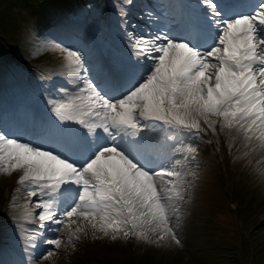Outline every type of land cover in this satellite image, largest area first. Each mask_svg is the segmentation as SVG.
I'll return each instance as SVG.
<instances>
[{
    "label": "snow or ice",
    "instance_id": "6c2138e0",
    "mask_svg": "<svg viewBox=\"0 0 264 264\" xmlns=\"http://www.w3.org/2000/svg\"><path fill=\"white\" fill-rule=\"evenodd\" d=\"M115 7L112 41H60L67 82L32 84L0 106V173L18 175L10 203L27 193L28 225L23 256L6 252L0 264H46L89 229L182 246L176 201L200 144L223 135L231 149L240 135L245 149H264V0H153L143 25Z\"/></svg>",
    "mask_w": 264,
    "mask_h": 264
},
{
    "label": "rangeland",
    "instance_id": "374dc122",
    "mask_svg": "<svg viewBox=\"0 0 264 264\" xmlns=\"http://www.w3.org/2000/svg\"><path fill=\"white\" fill-rule=\"evenodd\" d=\"M208 137H211V134H209ZM211 139L215 140L214 137H211ZM244 141L243 137L240 135H236L235 140L232 142L231 149L229 148V144L227 146H222L221 144L219 146H216L215 144H212L214 146L213 148H210L211 145L209 144H200V150L199 154L205 156L206 153L211 152V150L214 152V155L217 154L218 157H216L217 164H210V167H207V171L202 178V182L198 183V179L195 176H188L184 175L183 179L185 181L184 192L183 194L187 195L188 198L185 200H181L186 203V205L183 203V207L179 211L180 216V228L179 232L183 241L182 246H175L172 247H161L159 245H148L143 242H140L142 246L144 247V250H138V240L135 243L136 249L130 248L129 245L123 243L124 245H127L129 248L126 250V252H136V256L134 258L129 256V262L124 263V261L119 260L118 264H133L134 262L139 261L140 264H205V258L203 255V247L207 243V238L212 237L213 234L216 237H219L220 240H222L223 244L220 246H216V248L221 249L223 252V256H220L219 259L221 261L228 260L227 252L222 247L225 248H231L234 251L238 250L240 246L234 242L228 244L225 241L224 236L219 235L218 233H212L210 229L215 227L214 225L208 224V214H214L215 218L218 216L219 220L223 219V216L221 214L216 215V211L220 210L219 206L220 204L228 203V205L231 203L233 207L237 208V202L231 201L222 196V192H224V189L222 185L220 184L225 183L228 187L229 194L232 191V186L235 183V179L238 177H241V170H251L254 173H257V179L254 181L250 180L244 181V179L239 178L240 180H243L242 183L237 184V192L240 194L239 201L243 203H252L253 205L251 208H253V214L248 218L246 216V224L243 227L242 235H246L250 232V230L253 228V231L251 233H254L259 228L264 226V175L261 174L262 170H264V167L262 165V162L264 161V149H261L257 147L256 151L252 152L249 151V154L247 156L244 155V152L247 151L243 147ZM218 147L219 150H215ZM238 152V154L234 155L233 151ZM204 163H206L205 160L197 157V167H204ZM220 165V173L218 174V171L214 169V166ZM196 167V168H197ZM192 167H188V169H191ZM201 171V170H200ZM198 173V172H197ZM196 173V174H197ZM248 173L245 171V176H247ZM15 176H18L17 174H13L12 176H5L3 177L2 184L3 186L10 187L13 185V182L18 179H15ZM10 177L14 178L13 180L10 179ZM194 179V185H191L192 178ZM200 180V179H199ZM190 182V186L189 183ZM188 185V187H187ZM198 194V195H197ZM21 195V194H20ZM23 195L27 196V193H23ZM228 195V192L226 193ZM25 197V196H24ZM23 198V197H22ZM34 199V198H33ZM24 200H22L19 203H22ZM176 203H180L176 201ZM192 205V206H191ZM22 210H26L25 207L22 208ZM181 213H185L182 214ZM206 216V218H205ZM254 216L255 220L258 219L259 221L256 222V226H254L253 222H248L249 220H254V218H251ZM175 219V217H174ZM238 225L240 224V216L237 217ZM262 221V222H261ZM228 223V222H226ZM89 234H92L91 230L89 229L87 235H83L84 239H86ZM93 236V235H92ZM97 237L100 239L102 237L101 235H97ZM262 243L264 247V237H262ZM261 239L258 240V242L261 241ZM257 242V243H258ZM256 243V244H257ZM89 245L88 242H82L77 241L75 250H72L71 248H68V253L77 252V254L82 255V251L84 250V247ZM119 248H124L123 246L119 245ZM216 248L211 247L213 254H220L217 252ZM118 252H122L119 250ZM134 252V253H135ZM67 253L63 252L62 255L55 256L52 260L49 262H46L47 264H54L57 262H60L63 260L64 256ZM112 256L114 259H116V254L112 253ZM125 256H128L127 254ZM141 259V261H140ZM212 259L213 258H208ZM64 262V261H63ZM217 264V263H214ZM249 264H264V249L263 252L260 253L259 248H256L254 250V253L250 255L249 258Z\"/></svg>",
    "mask_w": 264,
    "mask_h": 264
},
{
    "label": "trees",
    "instance_id": "16d2710c",
    "mask_svg": "<svg viewBox=\"0 0 264 264\" xmlns=\"http://www.w3.org/2000/svg\"><path fill=\"white\" fill-rule=\"evenodd\" d=\"M18 1H23L25 3H28L29 2V4L30 3L35 4V0H18ZM36 1H37V4L38 5L39 4L40 5L41 4H45V2H46V0H36ZM3 2H4L3 3V7H6V9H8V13L9 14L12 13L13 12L12 11V6L8 3V0H4ZM32 4H30L29 7H31ZM29 7H27V8H29ZM25 8L26 7H24V9ZM0 26H2V32H0V33H2V35L4 37H8V39L10 40L11 43H14L13 37L11 36V32L13 31V27H14V25L12 24V22H11V26H10V24L8 22H6L4 20L3 21L0 20Z\"/></svg>",
    "mask_w": 264,
    "mask_h": 264
}]
</instances>
